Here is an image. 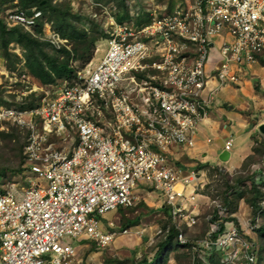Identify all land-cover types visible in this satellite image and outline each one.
<instances>
[{"label": "built area", "instance_id": "1", "mask_svg": "<svg viewBox=\"0 0 264 264\" xmlns=\"http://www.w3.org/2000/svg\"><path fill=\"white\" fill-rule=\"evenodd\" d=\"M129 6L132 17L144 13L133 2ZM148 11L151 21L142 26L134 17L118 21L110 15L103 25L104 57L95 66L88 62L73 79L45 84L57 86L54 96L30 108L19 101L0 106V129L23 133L24 164L43 178L3 184L0 264H71L77 252L66 236H88L98 247L107 246L118 232H103L101 221L109 211L136 204L137 181L164 190L175 221L196 224L188 206L195 195L178 186L198 175L184 177L166 166L157 147L195 145L198 122L210 105L203 97L210 62L217 59L221 83L239 82L242 67L264 52V0H191L172 11ZM40 20L43 34L36 30ZM5 21L9 29L22 26L58 48L66 41L36 6L8 9ZM183 223H176L181 244L187 242ZM218 228L216 223L212 229ZM241 239L238 229L228 234L225 229L204 243L225 251L227 264H238L246 258Z\"/></svg>", "mask_w": 264, "mask_h": 264}, {"label": "crops", "instance_id": "2", "mask_svg": "<svg viewBox=\"0 0 264 264\" xmlns=\"http://www.w3.org/2000/svg\"><path fill=\"white\" fill-rule=\"evenodd\" d=\"M18 6L20 7V5H17L15 7ZM126 9L127 10L124 9V17L126 18V20L132 19L133 17L129 14L127 7ZM159 13H161V11H159ZM4 17H5V13H4ZM141 17H146V18L141 19ZM148 17H150V19ZM151 18H152V14H148V13L140 14L134 17L135 24L136 26H142L145 23L151 21ZM103 25L104 24H102V27ZM18 27L25 29L22 26H18ZM98 31L103 33V35L95 44L93 57L90 60L93 62H95L94 56L97 53L96 51L97 46L100 45V47L102 48L103 44L101 43V41L102 40L107 41V37H108V34L104 31L103 28L98 29ZM38 34L40 33L38 32ZM215 39H216L215 40L216 44H218L217 42L219 38L215 37ZM48 46L58 51L62 50L63 48L73 51V44L63 45L60 48H58L48 43ZM214 56H215V52H214ZM21 58H23V53ZM215 60L217 59L215 58L212 62L208 64L207 67V73L209 74L208 75L209 82L207 88L205 89L203 97L210 100V105L208 107L206 118L200 119L198 122V130L194 138L195 145L193 147H190L184 142H181L173 146L174 149H170L167 151H164L157 147L158 151L164 153L167 157V161L165 165L171 167L172 170L178 171L179 173L182 174H190L192 172H196L203 175L206 171H208V173L211 174L212 173L211 167L214 168L218 166L224 167L228 171H231L233 169H241L243 167H246L248 169L253 164L259 161V159L256 160V157L261 156V155H257V153L256 154L254 153H255V147L260 145V141L262 140L264 141V133L260 130V125L264 123V52L257 54L254 62L250 64H245L244 67H242V70L238 72V74H240V81L237 83L220 82V79L217 77ZM22 61L24 65L25 63L24 58ZM88 62L83 64L82 60H78L75 56H72L69 62V66L74 69V73L71 76H67V75L60 76L56 74V72L51 71L50 74L53 76V81L46 83V85L56 83L58 81H62L65 79H73L76 76L77 71L83 69ZM27 74H29L30 79L31 78L33 79L35 85L38 86L37 87L38 89L42 85H45V83H43L39 78L35 77L29 71L27 72ZM36 79L38 82H36ZM51 96H54V93ZM7 102H10V104L4 102L3 105L11 106L13 104H16V101L13 99H9V101ZM229 139H231L232 142L230 149H227L225 145H226V141ZM253 156H255L254 161H251V158ZM21 157H22V162L24 163L23 146H22ZM186 158L188 159L187 161H182V159L186 160ZM262 159L264 161V156H262ZM197 164L198 166L197 168H195ZM204 164L206 166H203ZM189 167H191V170ZM27 174L31 176L30 172H28V169L25 171L24 176H22L21 178L23 180L26 179L28 177L26 176ZM17 176L10 178V181L15 179ZM10 181L9 182L6 181V184L10 183ZM15 181H19V180H15ZM210 184L211 182H209V185ZM203 187L204 185L197 186L196 188L197 196L200 195V193H198V190ZM178 188L181 189L182 185H179ZM134 189L138 196L137 202L135 205L129 208L132 209L138 206V204L147 203L151 208L150 214H156V213L163 214L165 215L166 221L162 223V228H159L157 224L156 226H154L148 220L144 222L143 221L144 217L143 219H141V222H139V216L135 217L134 219H127L125 221V224H121L120 222H118L120 218L118 217L117 214L112 219H108L105 217L101 221V225L104 222L106 223L103 224V228L100 225V228L103 229L105 232L117 231L118 235L116 236L114 241H112L110 244L107 245L110 246V248H108V251L111 254L108 260H106L107 262L106 263L97 262L98 264H111V263L117 264L116 263L117 260H120L119 258L120 256H118V254L123 250V247L128 248L127 249L128 252L125 250L126 251L125 253L129 258L130 257L138 258L139 257L138 248L141 246V243H147V244L154 243V241L152 240L150 241V239L153 237L152 233L163 236L165 234V231H167V233L169 232L170 229L167 228V230H165L163 228V225L166 224L168 217L171 218L172 223L176 222L177 224L180 223V225L185 221L184 219L177 221L174 220L173 208L171 205L166 203L164 190L156 188L154 184L145 181H137L136 187ZM191 190L192 189L186 190L187 194H190L192 192ZM146 195H149V197H146ZM214 202L216 203V200ZM193 206L195 210L194 214L197 217L200 212V207L198 205H191L189 207L192 208ZM262 206L264 207L263 204ZM165 207L168 209V213L165 212L166 211ZM223 208L225 209V207ZM124 209H128V208H124ZM142 214L143 213H141V215ZM112 221L114 223L111 226L109 223H111ZM182 227L184 228V230L189 228L186 225V223H183ZM125 228L129 229L128 233L122 232ZM176 228L178 227L176 226ZM78 239L79 242L82 243V247L79 249H85V247H87L90 244L88 242L89 240L92 241L93 245L97 246L94 238L84 236ZM159 239H161V237ZM228 249L232 250V248H228ZM112 251H115V253H113ZM173 251H171L170 253H172ZM164 252L165 254L168 253V251H164ZM220 252L222 253V255L220 256L219 264H227V261H223L225 257L223 253L225 251H220ZM220 252L218 253V255H220ZM92 253H95V251H93ZM145 253L147 252L145 251L143 254ZM199 257L203 259L202 261H205L204 264H206L207 258L205 256H199Z\"/></svg>", "mask_w": 264, "mask_h": 264}, {"label": "rangeland", "instance_id": "3", "mask_svg": "<svg viewBox=\"0 0 264 264\" xmlns=\"http://www.w3.org/2000/svg\"><path fill=\"white\" fill-rule=\"evenodd\" d=\"M59 2H66L67 4H70L72 8V12L78 14L80 18H73L77 25L88 28V26L92 25L97 29L102 28V24H105L108 22L110 15L113 16H119L124 12L125 9V1L127 3L128 0H124V6L120 5V0H56ZM134 1V0H132ZM137 3L133 2L135 4V8H141L144 13H146L149 8L156 9L158 12H164L165 9H168L169 11H172L176 9L177 7H182L187 5V3L191 0H154V3L152 4V0H136ZM139 5V6H138ZM166 6V7H165ZM15 8L13 5H8L7 9ZM134 8V7H133ZM137 10V9H136ZM163 10V11H162ZM105 11H108L109 14H107ZM134 15L133 17H135ZM146 17H141V19H145ZM96 24V25H93ZM227 38H230V36H227ZM101 43L103 44V47L101 48L100 52H97L94 56V66L98 64V62L101 61V59L104 57L107 49H108V42L105 40H102ZM218 45L222 44V39H218ZM69 45H72V42L70 41L68 43ZM11 51L15 54H18L20 57L22 56V49L15 43L10 44ZM19 51V53H18ZM27 70L23 66V61H18L15 65V68L11 67V63L8 62L7 59H5L2 56V53L0 51V91L2 92V98L4 100L13 99L16 102H23L25 101L26 97L32 93L29 92V89H34L33 92L37 93V97H40L41 99L44 96H51L57 89L56 85L52 86H44L42 89H37L38 86L35 85L33 79L22 81L21 77L23 73L27 74ZM29 77V75H28ZM36 82L37 79H36ZM39 84V83H37ZM28 91V92H26ZM24 92H26L24 94ZM4 102L0 101V106L3 105ZM0 131L4 132H11L12 127H9V129H0ZM16 132V133H15ZM14 134V138L11 136H7L4 133L0 132V170H5L7 176L10 178H13L14 176H17L15 171L22 167V157H21V144L24 142V135L23 133L16 130ZM258 138V137H257ZM259 159L258 162L253 164L250 168L251 170H264V161L262 159V156H257L256 160ZM188 159H182V161H187ZM198 164L195 168H197ZM191 170V167H189ZM224 168V167H221ZM194 170V169H192ZM197 170V169H196ZM238 169H233L229 171V176L225 175L224 170H219L217 173L209 174L208 171H206L203 175L201 174L200 180L203 188H200L198 190V193H200V196H198L197 199V205L200 207V212L197 216V223L194 224L192 227H189L185 230V237L187 238L188 242H191L192 244H195L194 249L192 252L184 251L183 249H176L169 255V260L166 264H194L196 256H205L208 259V252L217 251L218 253L221 251L219 249L213 250L207 248L205 245V240L208 238L210 239V230L212 228L213 224L224 222L226 225V232L227 234L233 231L234 229H238L240 231L241 240L243 241V247L241 246V250L246 255V258L242 260L241 263L238 264H264V255L260 257L256 252L259 250L260 247L264 246L263 237L259 236V233L256 231V228L260 227L261 225H264V214H255L253 212V209L248 203V200L252 198V194H246L240 196L238 194L235 196V199L233 197L232 201L234 200L235 208L232 212L231 207H226L227 210L226 214H222L220 212V208L218 207L221 205H224L223 202H221L223 195L221 194V191L226 187L227 180L231 181V179L234 178L235 174H237ZM202 172V171H200ZM32 177L38 180H43L42 177L38 176L35 173H31ZM26 176L29 177L27 174ZM22 176H17L15 180H23L21 178ZM10 181V183L12 182ZM209 182H211L212 187L216 188L217 191L212 190L209 187ZM9 183V184H10ZM246 186H250V182H246ZM246 186L243 187L246 189ZM261 188V197L258 199L260 204L264 205V185L260 187ZM248 190V188H247ZM215 194V195H214ZM146 197H149V195H146ZM208 197V198H207ZM216 200V203L214 202ZM147 204V203H146ZM138 204L135 208H128V209H118L112 210L106 213L105 217L108 219H112L116 214L120 218L118 222L121 224H125V221L127 219H134L135 217L139 216V222H141V219L144 217V222L146 220L150 221V223L154 226L156 224L159 228H162V223H164L165 215L163 214H150V207L147 204ZM221 204V205H220ZM225 206V205H224ZM218 208V211L220 212L218 214L217 211H215ZM217 212V217H220V220H216V222L212 221L214 218L215 213ZM141 213H143L141 215ZM147 216V217H145ZM186 220V219H185ZM106 223V222H104ZM103 223V224H104ZM103 224L101 225L103 228ZM103 232H105L103 229H101ZM155 231V230H154ZM153 231V232H154ZM152 238L150 241H158L159 238L162 237V235H157L155 233H152ZM65 240L69 243H71L75 249H76V255L72 259V264H98L97 262H107L108 258L110 257V252L108 251V248L110 246L99 248L96 245L92 244V241H88L90 244L85 247V249H79L82 247V243L79 242V239L76 237L66 236ZM157 242V243H158ZM149 243V242H148ZM157 243L151 245V243H139V250L138 254L139 257L146 251L149 257H153L154 253L158 247ZM128 248L123 247V250L118 254L120 256V260H123L124 258H129L127 254L125 253ZM126 250V251H125ZM95 251V253H92ZM229 252L230 249H227ZM260 251V250H259ZM264 251V249H263ZM115 253V251H112ZM128 252V251H127ZM216 252V253H217ZM217 253V254H218ZM222 253L220 252V257ZM117 256V255H116ZM117 256V257H118ZM113 264V263H111ZM219 264V263H218Z\"/></svg>", "mask_w": 264, "mask_h": 264}, {"label": "trees", "instance_id": "4", "mask_svg": "<svg viewBox=\"0 0 264 264\" xmlns=\"http://www.w3.org/2000/svg\"><path fill=\"white\" fill-rule=\"evenodd\" d=\"M120 5L124 6V0H120ZM8 5L17 6L26 9L31 8L33 6H37L45 12V16L48 17L49 20H53L54 26L61 32L63 37L69 38L73 44V51H70L66 48L62 50H55L52 47L48 46V43L40 40V38L35 37L27 30L21 27H9L6 25L4 13L7 9ZM125 10L126 9V1H125ZM73 18H80V16L74 12H72V8L70 4L66 2H56L54 0H0V51L2 56L11 63V67L15 68V65L18 61H22L23 58L25 60L24 68L27 69L31 74L35 77L39 78L43 83H49L53 81V76L50 74L51 71L56 72V74L62 76L67 75L71 76L74 73V69L69 66L70 59L72 56H75L78 60H82V63L90 61L93 57V51L95 48L96 42L101 38L103 33L99 32L97 28L94 26H88V28H83L76 24ZM118 20L124 19V15H119ZM150 19V17H148ZM96 25V24H93ZM43 28V20L38 21L36 30L41 33ZM16 43L22 49L23 58H21L18 54H15L11 51L10 44ZM2 92L0 91V101L7 102L8 100H4L2 98ZM38 100L40 97H37L36 92L30 93L24 102L18 103L23 108L34 107L38 104ZM17 129L12 128L11 132H4L7 136H11L14 138V132ZM16 133V132H15ZM21 145V152H22ZM257 155L264 156V141H260V145L255 147V153ZM255 156L251 158V161H254ZM203 166H206L205 164ZM212 173H217L220 169L226 171L225 175L229 176V171L225 168L221 167H211ZM28 167L22 162V167L17 169L15 172L18 176H24L25 171ZM211 173V175H212ZM6 181H10V177L7 176L5 170H0V190H4ZM250 182V186H246V182ZM264 185V171L263 170H251L249 167H243L237 170V174H235L234 178L231 181L227 180L226 187L221 191L223 198L221 202L224 203L222 207L219 209L222 214H226L227 210L223 207H231L232 212L234 211V200L233 197L240 194H252V198L248 200L249 205L253 209L255 214H264V207L259 203V198L261 197V186ZM246 186V189L243 188ZM209 187L217 191L216 188L212 187V184ZM248 188V190H247ZM215 195V194H214ZM166 208V207H165ZM218 211V208L215 210ZM166 213H168V209L166 208ZM217 212L214 215L212 221L216 222V220H220V217H217ZM165 230L170 229L169 232L165 231V234L161 237L159 242L156 241L153 243H157L158 247L154 253L153 257H149L147 254H143L140 258L130 257L123 260H117V264H166L169 260V253L175 249H183L184 251L192 252L194 249V245L191 242H186L181 244L177 239V235L179 233V229L176 228V223L171 221V218L168 217L166 224L163 225ZM226 229V225L224 222L219 224V228L214 232L210 230V238L216 239L220 233H223ZM256 231L259 233V236L263 237L264 241V225L256 228ZM177 240V242H176ZM151 244V245H153ZM264 246L260 247L256 252L260 257L264 255ZM164 251H168L165 254ZM209 256L206 261V264H218L220 257H218V252L215 251L209 252L207 250ZM199 256H196L194 264H204L205 261H202ZM251 264V263H250Z\"/></svg>", "mask_w": 264, "mask_h": 264}, {"label": "clouds", "instance_id": "5", "mask_svg": "<svg viewBox=\"0 0 264 264\" xmlns=\"http://www.w3.org/2000/svg\"><path fill=\"white\" fill-rule=\"evenodd\" d=\"M56 2H59V1H56V0H54V3H56ZM131 2H135V3H137V1L136 0H134V1H130V0H128L127 1V3H126V7L128 8V12H129V14H130V6H129V3H131ZM154 3V0L152 1V4ZM138 4V3H137ZM37 7V6H36ZM166 7V6H165ZM38 8V7H37ZM11 9V8H10ZM40 9V8H39ZM149 9H152L151 7L149 8ZM166 10V9H165ZM168 10V9H167ZM143 11V10H142ZM6 12H7V10H5V16H6ZM45 13V12H44ZM146 13H148V14H150V11H147ZM46 15V14H45ZM121 15H124V12L121 14ZM118 15L117 16H115V18L118 20ZM48 18V17H47ZM124 19H126V18H124ZM124 19H122V20H124ZM122 20H118V21H122ZM49 21H51V20H49ZM52 22H53V20H52ZM53 26H54V22H53ZM55 27V26H54ZM56 28V27H55ZM103 28V27H102ZM43 29V28H42ZM57 29V28H56ZM28 31V30H27ZM57 31H58V33L60 34V36H61V38H63V39H65L66 41L64 42V44H61L62 46L63 45H68V43L71 41L69 38H66V37H63L62 35H61V32L57 29ZM28 32H30L32 35H33V33L31 32V31H28ZM43 34V33H42ZM42 41H45V40H42ZM45 42H47V41H45ZM48 43V42H47ZM50 44V43H49ZM240 81V80H239ZM235 83H237V82H235ZM193 173H195L196 175H198L197 177L198 178H196L192 183H190L189 185L188 184H186L184 181H182L181 183H180V185H182V188L181 189H184V191H185V194L187 195V196H189V195H191V194H194L195 195V199L193 200V201H191V202H189V205L188 206H191V205H197L196 203H197V199H198V196H197V191H196V188H197V186H202V184H201V180H200V176H201V174H199V173H196V172H192V173H190V174H182L181 173V175L182 176H189V175H192ZM188 189H192L191 191V193L190 194H187V192H186V190H188ZM200 196V195H199ZM190 209H193L194 210V206L191 208V207H189ZM195 211V210H194ZM185 223V222H184ZM197 223V222H196ZM215 224H213L212 225V228H213V226H214ZM183 228V227H182ZM211 228V231H213V229ZM227 229V228H226ZM215 231V230H214ZM213 231V232H214ZM186 233V232H185Z\"/></svg>", "mask_w": 264, "mask_h": 264}, {"label": "water", "instance_id": "6", "mask_svg": "<svg viewBox=\"0 0 264 264\" xmlns=\"http://www.w3.org/2000/svg\"><path fill=\"white\" fill-rule=\"evenodd\" d=\"M260 130L264 133V123L260 125Z\"/></svg>", "mask_w": 264, "mask_h": 264}]
</instances>
